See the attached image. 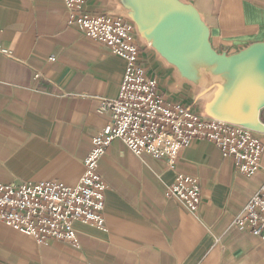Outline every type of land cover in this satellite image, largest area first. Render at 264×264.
<instances>
[{
	"label": "crops",
	"instance_id": "1",
	"mask_svg": "<svg viewBox=\"0 0 264 264\" xmlns=\"http://www.w3.org/2000/svg\"><path fill=\"white\" fill-rule=\"evenodd\" d=\"M181 1L198 11L217 53L264 42V0ZM83 11L124 17L117 0H85ZM136 44L163 100L203 115L201 90L194 94L138 35ZM124 68L69 23L63 0H0V184L75 186L92 138L108 121L98 108L117 97ZM258 137L264 149V133ZM97 172L106 185V232L76 224L74 248L37 244L0 224V264H264V240L231 227L264 183V151L260 170L247 177L206 140L182 149L173 170L113 141ZM177 174L199 184L195 214L165 196Z\"/></svg>",
	"mask_w": 264,
	"mask_h": 264
},
{
	"label": "built area",
	"instance_id": "2",
	"mask_svg": "<svg viewBox=\"0 0 264 264\" xmlns=\"http://www.w3.org/2000/svg\"><path fill=\"white\" fill-rule=\"evenodd\" d=\"M84 3L85 0H63L69 23L121 58L125 68L117 97L103 100L98 108L108 121L92 138L91 149L82 161L83 173L75 186L60 182L0 184V224L37 244L65 242L77 248L76 224L106 232V185L97 170L113 141H120L135 156L163 159L170 170L175 168L179 152L193 140L212 142L221 156L232 160L237 172L247 177L261 167L264 149L257 133L209 119L182 104L166 103L158 91L157 79L140 61L133 23L118 15L84 12ZM1 53L8 54L6 50ZM164 192L192 214L197 212L201 194L193 177L177 174ZM231 227L264 240V183L232 219Z\"/></svg>",
	"mask_w": 264,
	"mask_h": 264
},
{
	"label": "water",
	"instance_id": "3",
	"mask_svg": "<svg viewBox=\"0 0 264 264\" xmlns=\"http://www.w3.org/2000/svg\"><path fill=\"white\" fill-rule=\"evenodd\" d=\"M138 37L177 76L206 98L202 114L209 119L264 133V42L231 55L217 53L198 11L181 0H117ZM207 79L213 83L208 86ZM208 86V87H207Z\"/></svg>",
	"mask_w": 264,
	"mask_h": 264
},
{
	"label": "bare ground",
	"instance_id": "4",
	"mask_svg": "<svg viewBox=\"0 0 264 264\" xmlns=\"http://www.w3.org/2000/svg\"><path fill=\"white\" fill-rule=\"evenodd\" d=\"M207 83L209 84L208 86H210L213 83V80L212 79H207Z\"/></svg>",
	"mask_w": 264,
	"mask_h": 264
},
{
	"label": "rangeland",
	"instance_id": "5",
	"mask_svg": "<svg viewBox=\"0 0 264 264\" xmlns=\"http://www.w3.org/2000/svg\"><path fill=\"white\" fill-rule=\"evenodd\" d=\"M191 85V84H190ZM192 87H193V90H195V87L193 86V85H191ZM191 88V87H190ZM197 90H200V88L198 89V88H196ZM193 92V91H192ZM200 93V92H199ZM198 93V94H199ZM194 94H196V90H195V93ZM194 112H196V110L194 109ZM212 143V142H211Z\"/></svg>",
	"mask_w": 264,
	"mask_h": 264
}]
</instances>
